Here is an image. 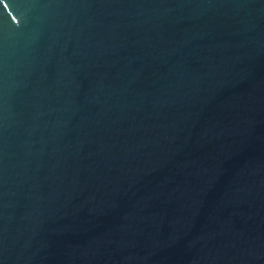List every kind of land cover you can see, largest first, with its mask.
Instances as JSON below:
<instances>
[{
    "label": "water",
    "instance_id": "95a60500",
    "mask_svg": "<svg viewBox=\"0 0 264 264\" xmlns=\"http://www.w3.org/2000/svg\"><path fill=\"white\" fill-rule=\"evenodd\" d=\"M0 264H264V0H0Z\"/></svg>",
    "mask_w": 264,
    "mask_h": 264
}]
</instances>
